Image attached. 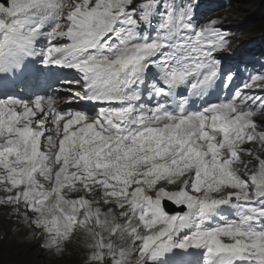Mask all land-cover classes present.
<instances>
[{
    "label": "snow or ice",
    "instance_id": "6c2138e0",
    "mask_svg": "<svg viewBox=\"0 0 264 264\" xmlns=\"http://www.w3.org/2000/svg\"><path fill=\"white\" fill-rule=\"evenodd\" d=\"M198 8L0 0V206L46 251L264 264V60Z\"/></svg>",
    "mask_w": 264,
    "mask_h": 264
},
{
    "label": "rangeland",
    "instance_id": "374dc122",
    "mask_svg": "<svg viewBox=\"0 0 264 264\" xmlns=\"http://www.w3.org/2000/svg\"><path fill=\"white\" fill-rule=\"evenodd\" d=\"M263 0H258L256 7L253 11L251 8L243 7V1L241 0H231L232 15L230 25L241 26L243 31H249V27L252 23L248 17L257 9H260V4ZM261 13H264V8L260 9ZM248 21V22H247ZM224 24V22H222ZM244 32H237L238 37L246 36ZM252 38H244L243 44H248ZM249 43L245 47V52H251L252 47ZM229 54H240L238 50L228 51ZM256 63L261 65V61L264 57L255 56ZM257 69L252 68L251 71ZM246 147H254L253 145H247ZM247 161V157H244ZM256 161H252L248 167H252ZM244 166L241 165V170L243 171ZM171 187V186H170ZM8 207L0 206V211H7ZM31 215V213H29ZM8 222V221H7ZM11 223L13 226L18 228V238L17 235L13 233V241L11 242H0V264H83V257L85 256V251L83 248V239L81 236L79 240L74 239L72 242L68 243L66 246V251L63 254H54L52 251H46L44 248L39 246L40 237L32 238V232L35 231L29 227H26L22 221L18 220L12 215ZM8 226L11 224L8 222Z\"/></svg>",
    "mask_w": 264,
    "mask_h": 264
},
{
    "label": "trees",
    "instance_id": "16d2710c",
    "mask_svg": "<svg viewBox=\"0 0 264 264\" xmlns=\"http://www.w3.org/2000/svg\"><path fill=\"white\" fill-rule=\"evenodd\" d=\"M257 2H258V0H244V3H246V4H245L246 7H249V8H252V9H254V8L256 7V3H257ZM260 8H264V0L261 1ZM254 14H255V15H253L252 18H255L256 15H257L258 17H259V16H262V18H264V13L261 14L259 9H258V11H256ZM261 32L264 33V28H262V29H260V30L258 31V33H260V34H261Z\"/></svg>",
    "mask_w": 264,
    "mask_h": 264
}]
</instances>
